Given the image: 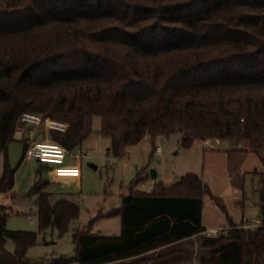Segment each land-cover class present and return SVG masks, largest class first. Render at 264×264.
<instances>
[{
    "label": "trees",
    "instance_id": "16d2710c",
    "mask_svg": "<svg viewBox=\"0 0 264 264\" xmlns=\"http://www.w3.org/2000/svg\"><path fill=\"white\" fill-rule=\"evenodd\" d=\"M25 111L67 121L49 133L68 150L99 115L115 156L147 135L154 142L176 132L186 147L212 137L234 141L231 150L264 151V0H0V192L16 182L8 148ZM138 181L107 212L121 216L119 234L91 232L92 220L74 231L75 253L49 264L118 261L196 233L212 248L201 264H245L248 245H264V226L250 241L232 220L226 234H204L198 173L152 191L134 189ZM260 181L264 207V171ZM47 184L29 191L39 231L9 229L0 203V264H25L42 230L62 235L79 216L80 204L55 201Z\"/></svg>",
    "mask_w": 264,
    "mask_h": 264
},
{
    "label": "rangeland",
    "instance_id": "374dc122",
    "mask_svg": "<svg viewBox=\"0 0 264 264\" xmlns=\"http://www.w3.org/2000/svg\"><path fill=\"white\" fill-rule=\"evenodd\" d=\"M101 121V116L94 117L92 133L83 143L69 150L64 164L49 166L37 159L26 158V138H16L9 144L8 160L12 167L17 168L16 182L12 191L0 193V202L7 205L10 212L6 223L9 229L39 231L37 195H30L29 191L40 179L48 182L45 190L52 193L55 201L66 194L80 204L79 216L71 221L64 234L60 235L58 229L52 227L38 234L37 243L28 249L25 264H49L61 257L73 255L76 247L74 231L88 227L92 220L90 230L93 233H120V218H104L103 210L120 205L122 195L129 192L137 178L139 181L134 189L152 191L157 181L172 184L188 172L198 173L205 183V225H226L218 230L217 235L230 230L231 225H227L230 220L240 222L244 210L247 214L262 211L260 173L264 171V151L229 152L226 149L229 142L224 140H214V146H210L203 139H197L190 147H186L182 143V134L176 132L159 135L154 142L145 137L128 148L126 155L117 157L108 151L111 138L100 133ZM40 131L45 132L43 127L35 128L37 138ZM46 137L52 136L48 133ZM233 143L230 141V145ZM156 145L162 147L160 154L154 153ZM4 162L5 154L0 152V176L3 174ZM152 171H156L161 180L153 178ZM241 199L246 205L240 203ZM244 229L246 238L251 241L252 232ZM204 234L215 236L214 233ZM199 243V255L207 254L210 250L203 249L202 236ZM5 247L14 252L16 243L8 239ZM165 259L154 257L152 264H166ZM146 262L148 259L140 256L103 264ZM67 264L78 263L71 261ZM168 264H195V261L181 263L177 260ZM245 264H264V245L258 250L253 243L249 244L245 249Z\"/></svg>",
    "mask_w": 264,
    "mask_h": 264
},
{
    "label": "built area",
    "instance_id": "2783aa9c",
    "mask_svg": "<svg viewBox=\"0 0 264 264\" xmlns=\"http://www.w3.org/2000/svg\"><path fill=\"white\" fill-rule=\"evenodd\" d=\"M43 127L44 131L50 132L51 130L65 131L68 128V122L54 118L49 115H43L41 113L25 111L21 116V124L18 126L17 134L23 137L22 134L26 126ZM204 142L210 146H214L213 141L218 142L221 139L208 137L203 139ZM162 151L160 145H156L155 153L159 154ZM69 150L60 142L50 137L35 138L31 137L28 140V144L25 149V157L28 159H37L39 162L47 165L63 164L66 161ZM147 190H150L147 188ZM264 226V212L257 214H244L242 216L240 227L248 230H256ZM214 234L218 233V230H213Z\"/></svg>",
    "mask_w": 264,
    "mask_h": 264
},
{
    "label": "crops",
    "instance_id": "0c3cea01",
    "mask_svg": "<svg viewBox=\"0 0 264 264\" xmlns=\"http://www.w3.org/2000/svg\"><path fill=\"white\" fill-rule=\"evenodd\" d=\"M29 128L31 129L30 131H29ZM35 128H37V127H33V126L28 125L24 129V132L22 134L23 137H20L19 135L17 137L18 138H26L28 140L30 139L28 137H35V138H37V134L35 132ZM46 136H48V132H46V131L45 132L40 131L38 133V139L45 138ZM145 137H149V136L147 135ZM221 141H223V140H221ZM224 141H228L229 142L228 143V146L226 147V149H228L229 152L235 151V150H231L234 147L233 144L230 145V141L231 140L224 139ZM131 146H133V145H131ZM131 146H129L128 148H130ZM154 153H155V149H154ZM126 154H124V155H126ZM117 157H121V156H117ZM155 178H157V180H161V179H159L158 174L156 175ZM165 184H167V183H165ZM12 189L9 190V191H6V192H10V191H12ZM0 193H2V192H0ZM62 196H66V194H62ZM241 202H242V205H246V203L244 202V200L241 199L240 200V203ZM121 203H122V200L120 201V205H121ZM120 205L110 206L107 209H104L103 210L104 211V216L103 217L104 218H106V217H117V218H120V221H121V216L120 215H113V216L107 215V212H109L113 208H118ZM260 208L262 210L261 212H264V207H262V205L260 206ZM258 211H259V209H258ZM244 214H247L245 210L243 211L242 216ZM254 214H257V213H254ZM241 219H242V217H241ZM241 219H240V222H241ZM232 221L233 222H236V223H240V222H238L236 220H232ZM205 224H206V222H205V219L203 217V226L206 228L205 233H210V234L211 233L212 234L214 233L213 230H220L221 228H223V227L226 226V225H223V226H212V225L211 226H208L207 225L206 226ZM227 225H230V223L227 224ZM114 234H119V232L118 233H114ZM200 239H201V234L200 233H196V234H193L191 236H188V237L182 238L180 240H177V241H174V242H170V243L161 245V246H159L157 248H154V249L145 251L143 253H140V254H137V255H134V256H131V257H140L141 256V257L147 258L148 259V262H146L145 264H152L154 257H157V256L160 257V260H161V258H166L165 259L166 262H167L166 264H168L170 262L171 263H174L177 260H180L181 263L195 261V264H201L202 259L207 258V257H209L211 255L212 249L209 248V247L203 246V249L204 250H210V251L207 254H204L202 256L199 255V253H200L199 252L200 251V243H199L200 242ZM152 256H154V257H152ZM128 258H130V257H128ZM75 262H77V261H75Z\"/></svg>",
    "mask_w": 264,
    "mask_h": 264
},
{
    "label": "water",
    "instance_id": "95a60500",
    "mask_svg": "<svg viewBox=\"0 0 264 264\" xmlns=\"http://www.w3.org/2000/svg\"><path fill=\"white\" fill-rule=\"evenodd\" d=\"M157 175L156 171H152V177L155 178Z\"/></svg>",
    "mask_w": 264,
    "mask_h": 264
}]
</instances>
